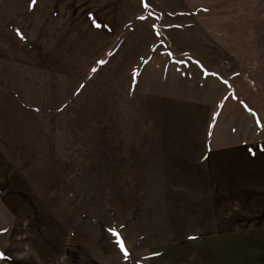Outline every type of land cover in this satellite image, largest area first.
Returning <instances> with one entry per match:
<instances>
[{"label":"rangeland","instance_id":"rangeland-1","mask_svg":"<svg viewBox=\"0 0 264 264\" xmlns=\"http://www.w3.org/2000/svg\"><path fill=\"white\" fill-rule=\"evenodd\" d=\"M39 4L22 29L58 39H0V264H264L205 230L193 173H160L184 163L160 151L175 112L209 111L221 145L264 139V0ZM87 12L120 37L86 38Z\"/></svg>","mask_w":264,"mask_h":264},{"label":"crops","instance_id":"crops-1","mask_svg":"<svg viewBox=\"0 0 264 264\" xmlns=\"http://www.w3.org/2000/svg\"><path fill=\"white\" fill-rule=\"evenodd\" d=\"M91 6L95 8L96 4ZM42 7L44 5L39 4V0H0V23L4 25L0 32V39L23 41L21 47L17 49L19 56H25L24 41L37 38L33 34L38 31L34 27L35 33L30 35L31 31L23 30L22 25L43 23L42 14L34 13L31 17L27 11L30 12V8L41 9ZM67 8L73 9L69 6ZM54 9L55 11L49 10L43 14V17H46L44 23L51 25L57 22L62 12L60 13L58 4ZM41 11L45 12L44 9ZM90 13L92 12H87L90 17L83 21L90 24L89 29L84 31L87 34L86 38L111 42L120 37L119 30L122 27L120 16L111 18L113 20L111 22L109 17L100 19L95 13L94 15ZM31 18L34 19L28 21ZM13 24H17L16 30L14 28L11 30ZM50 27L48 28L52 29ZM44 33L49 35L51 40L58 39V33L52 30L37 32L38 35ZM53 52L42 55L50 57L58 55L57 51ZM21 59L25 61L24 58ZM20 60L19 62L23 63ZM172 121H175L174 127L183 129L177 133L176 129H170L166 133L171 137L170 142L163 145L165 148H161L160 151L165 153V158L175 159L176 157L184 163L175 162V164L164 165L166 168L162 167L160 173L168 171L169 174L166 184L183 182L170 178H175V173H193V180H187L185 185L192 187V184H195L196 191L201 190L202 194H205L203 219L204 225L209 226L205 230L215 232L216 236H224L228 240H234L237 237L235 247L258 249L255 255L264 253V139L247 140L238 144L225 142L221 145L218 141L220 135L210 130L209 111L201 117H196L190 112L186 118H182L179 112H175ZM206 220L208 222H205Z\"/></svg>","mask_w":264,"mask_h":264},{"label":"snow or ice","instance_id":"snow-or-ice-1","mask_svg":"<svg viewBox=\"0 0 264 264\" xmlns=\"http://www.w3.org/2000/svg\"><path fill=\"white\" fill-rule=\"evenodd\" d=\"M103 63V62H101ZM117 243L120 245L121 249L124 250V244H123V241L119 240L117 241ZM125 255L127 256V251L125 250Z\"/></svg>","mask_w":264,"mask_h":264}]
</instances>
